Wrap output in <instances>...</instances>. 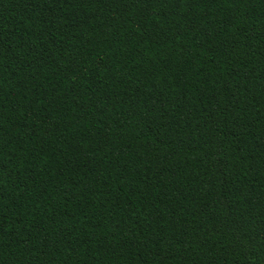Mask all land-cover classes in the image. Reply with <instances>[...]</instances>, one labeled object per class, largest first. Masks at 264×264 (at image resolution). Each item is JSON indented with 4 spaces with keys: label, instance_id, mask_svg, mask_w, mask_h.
<instances>
[{
    "label": "trees",
    "instance_id": "obj_1",
    "mask_svg": "<svg viewBox=\"0 0 264 264\" xmlns=\"http://www.w3.org/2000/svg\"><path fill=\"white\" fill-rule=\"evenodd\" d=\"M0 264H264V0H0Z\"/></svg>",
    "mask_w": 264,
    "mask_h": 264
}]
</instances>
